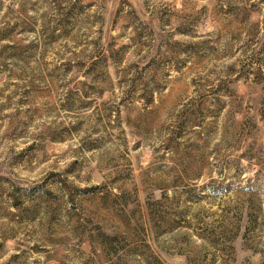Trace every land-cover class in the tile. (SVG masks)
Masks as SVG:
<instances>
[{"label": "rangeland", "instance_id": "374dc122", "mask_svg": "<svg viewBox=\"0 0 264 264\" xmlns=\"http://www.w3.org/2000/svg\"><path fill=\"white\" fill-rule=\"evenodd\" d=\"M0 264H264V0H0Z\"/></svg>", "mask_w": 264, "mask_h": 264}]
</instances>
